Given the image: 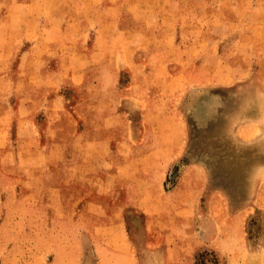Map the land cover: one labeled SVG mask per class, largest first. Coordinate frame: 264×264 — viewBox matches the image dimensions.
I'll list each match as a JSON object with an SVG mask.
<instances>
[{
	"label": "crops",
	"instance_id": "0c3cea01",
	"mask_svg": "<svg viewBox=\"0 0 264 264\" xmlns=\"http://www.w3.org/2000/svg\"><path fill=\"white\" fill-rule=\"evenodd\" d=\"M35 21L39 31L26 29L19 39L0 41V94L12 96L0 110V128L8 119L14 122L19 163L21 149L41 151L40 160L26 161L41 172L27 166L10 189L15 199L25 198L32 212L28 228L36 222L49 240L57 232V241H49L57 244L50 250L55 254L50 264H199L195 253L201 246L215 251L217 264H228L221 252L244 242L242 224L251 210L231 214L220 189L201 207L207 175L197 164L185 165L170 184L186 147V125L176 100L178 73L168 69L177 64L163 61L161 50H143L157 56L132 60L133 50L123 48L111 77L91 80V90L106 83L107 94L94 93L87 101L76 94V83L52 80L39 96V89L15 84L9 76L25 67L32 51L48 47L39 46V40L56 38L58 30L46 27L50 20L40 16ZM50 55L42 59L40 77L57 69ZM166 68L169 77L149 78L152 70ZM122 69L129 75L120 82ZM146 69L148 77H142L139 70ZM66 84L73 85L74 96L63 92ZM54 167L56 177L50 172ZM246 257L245 252L239 264Z\"/></svg>",
	"mask_w": 264,
	"mask_h": 264
},
{
	"label": "rangeland",
	"instance_id": "374dc122",
	"mask_svg": "<svg viewBox=\"0 0 264 264\" xmlns=\"http://www.w3.org/2000/svg\"><path fill=\"white\" fill-rule=\"evenodd\" d=\"M1 6L0 41L18 38L26 29L39 31L35 20L40 16L50 20L48 29L58 30L54 40H39L47 48L32 51L25 67L9 75L15 84L39 89V96L52 80L76 83V94L86 100L94 93L105 95L106 83L97 90L90 83L111 77L123 55L118 50H133L132 60L157 56L143 50L164 51L163 61L177 64L168 69L178 73L176 100L186 125L185 152L171 171L170 184L185 165L201 166L207 175L201 207L220 189L231 214L250 209L242 231L255 245L264 235V0H0ZM161 14L167 17L159 21ZM169 30L172 37L159 32ZM46 55L57 66L48 78L37 74ZM166 69L152 70L149 78L169 77ZM139 71L148 77L149 70ZM120 72V82L126 81L129 71ZM62 90L74 96L73 85ZM9 96L0 94V110ZM14 125L8 119L0 128V264H50L55 255L50 250L57 244L49 241H57V232L49 240L36 222L28 228L32 212L25 198L11 195L13 178L28 172L26 161L42 156L40 149L24 148L22 162L17 161ZM29 167L41 172L39 165ZM250 171L255 173L251 180ZM50 172L56 177L57 167ZM195 257L199 264L219 260L207 246L199 247ZM246 258L242 264H256L255 257Z\"/></svg>",
	"mask_w": 264,
	"mask_h": 264
},
{
	"label": "clouds",
	"instance_id": "9594fccd",
	"mask_svg": "<svg viewBox=\"0 0 264 264\" xmlns=\"http://www.w3.org/2000/svg\"><path fill=\"white\" fill-rule=\"evenodd\" d=\"M254 175V171H250L248 173V179H253ZM245 252L247 253L248 258H256V264H264V235L257 239L255 245L245 237L242 244L234 246L227 253L221 252V255L227 257L228 264H239V260L244 259Z\"/></svg>",
	"mask_w": 264,
	"mask_h": 264
},
{
	"label": "built area",
	"instance_id": "2783aa9c",
	"mask_svg": "<svg viewBox=\"0 0 264 264\" xmlns=\"http://www.w3.org/2000/svg\"><path fill=\"white\" fill-rule=\"evenodd\" d=\"M170 177H171V174H170Z\"/></svg>",
	"mask_w": 264,
	"mask_h": 264
}]
</instances>
